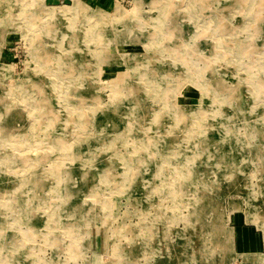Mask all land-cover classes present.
Masks as SVG:
<instances>
[{
  "label": "rangeland",
  "instance_id": "374dc122",
  "mask_svg": "<svg viewBox=\"0 0 264 264\" xmlns=\"http://www.w3.org/2000/svg\"><path fill=\"white\" fill-rule=\"evenodd\" d=\"M83 1L0 0V264H264V0Z\"/></svg>",
  "mask_w": 264,
  "mask_h": 264
},
{
  "label": "crops",
  "instance_id": "0c3cea01",
  "mask_svg": "<svg viewBox=\"0 0 264 264\" xmlns=\"http://www.w3.org/2000/svg\"><path fill=\"white\" fill-rule=\"evenodd\" d=\"M55 1V0H54ZM62 1V0H57ZM89 3L95 5L96 7H105L112 5V0H87ZM237 196H233L232 200H236ZM235 203V202H234ZM232 203V205L234 204ZM231 205V207H232ZM235 211H240V209H234L230 213L232 220V227H230L231 234V245L232 249H238L239 253L245 252H253L257 251L258 253H262L264 250V237L261 233L262 228L257 226L255 223H250L247 217L244 214V209L242 212L236 213ZM89 260L94 264H105L106 262L103 260L104 250L102 248V241L99 236L93 235L90 238L89 245ZM107 252V250H105Z\"/></svg>",
  "mask_w": 264,
  "mask_h": 264
},
{
  "label": "bare ground",
  "instance_id": "6f19581e",
  "mask_svg": "<svg viewBox=\"0 0 264 264\" xmlns=\"http://www.w3.org/2000/svg\"><path fill=\"white\" fill-rule=\"evenodd\" d=\"M72 1V6L70 7H64L63 8V12H61L62 10H59L57 11L59 14H61L62 17H66V19H77L78 17L82 16V18H91L93 19L94 21L96 22H100L101 20H104V18H106V15L103 14V12L101 11H98L96 9H91L88 10L87 6H86V3L83 1V0H71ZM115 12H116V18L115 19H126V18H135V16L137 15V12L135 10H132V11H126V10H123L122 8H118V4H116L115 6ZM47 20L50 22V21H53L55 20L57 17V13L55 15V11L54 9H51L48 11L47 13ZM67 15H71L70 17L67 16ZM80 15V16H79ZM60 16V15H59ZM107 19V18H106ZM60 23V21H59ZM52 24V23H51ZM53 26V25H52ZM72 31V30H71ZM75 31V30H74ZM86 32L87 34H98L99 31H98V26H96V24H93V26L91 28H89L88 26L86 27ZM37 57V56H36ZM44 58V57H43ZM36 60L35 56L33 55V60ZM71 67V66H69ZM38 86V85H37ZM36 87V86H35ZM38 88V87H37ZM40 88V87H39ZM41 96V95H40ZM39 98V97H38ZM41 99V98H39ZM42 100V99H41ZM177 112V111H176ZM106 113V112H105ZM170 113H173V114H176L175 113V110L172 108V110H170ZM106 114H108L109 116H115L116 115V112L115 110H110V112H107ZM8 113H4L2 116H1V120H2V123L3 125L5 126V129L4 127L2 126V128L4 129L5 133L7 136L11 137L12 136V132H9V127H10V124L11 123H7L6 120H9L8 117H7ZM107 116V115H106ZM189 116V115H188ZM6 123V124H5ZM17 161L18 159H13L11 161ZM19 161V160H18ZM4 163H9L8 161L4 162ZM10 165V164H8ZM33 185H34V178L30 177V176H27V177H23L22 178V182H21V188L22 189H26L27 193L31 192L32 188H33Z\"/></svg>",
  "mask_w": 264,
  "mask_h": 264
},
{
  "label": "built area",
  "instance_id": "2783aa9c",
  "mask_svg": "<svg viewBox=\"0 0 264 264\" xmlns=\"http://www.w3.org/2000/svg\"><path fill=\"white\" fill-rule=\"evenodd\" d=\"M112 2L115 4L117 3L118 5L126 6L132 3V0H112Z\"/></svg>",
  "mask_w": 264,
  "mask_h": 264
}]
</instances>
